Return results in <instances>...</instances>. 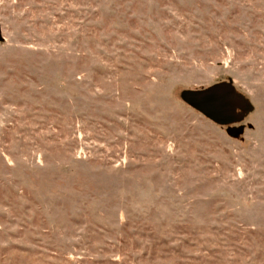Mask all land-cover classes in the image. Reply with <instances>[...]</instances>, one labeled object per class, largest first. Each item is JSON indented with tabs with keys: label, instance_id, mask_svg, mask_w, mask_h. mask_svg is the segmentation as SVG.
Wrapping results in <instances>:
<instances>
[{
	"label": "rangeland",
	"instance_id": "374dc122",
	"mask_svg": "<svg viewBox=\"0 0 264 264\" xmlns=\"http://www.w3.org/2000/svg\"><path fill=\"white\" fill-rule=\"evenodd\" d=\"M0 264H264V0H0ZM229 83L219 125L183 91Z\"/></svg>",
	"mask_w": 264,
	"mask_h": 264
},
{
	"label": "water",
	"instance_id": "95a60500",
	"mask_svg": "<svg viewBox=\"0 0 264 264\" xmlns=\"http://www.w3.org/2000/svg\"><path fill=\"white\" fill-rule=\"evenodd\" d=\"M181 98L189 106L219 125L239 120L237 109L248 107V103L242 97L235 95L229 83L216 84L199 91H183Z\"/></svg>",
	"mask_w": 264,
	"mask_h": 264
}]
</instances>
